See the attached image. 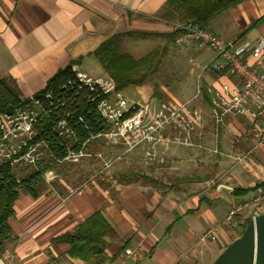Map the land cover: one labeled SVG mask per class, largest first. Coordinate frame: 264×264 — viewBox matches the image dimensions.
Segmentation results:
<instances>
[{
	"label": "crops",
	"instance_id": "0c3cea01",
	"mask_svg": "<svg viewBox=\"0 0 264 264\" xmlns=\"http://www.w3.org/2000/svg\"><path fill=\"white\" fill-rule=\"evenodd\" d=\"M166 1L0 0V76L12 78L27 97L41 92L46 81L70 63L87 73L109 75L94 50L112 35L126 32L136 35L119 39L125 53L139 59L158 49L162 65L176 48L171 37L176 35V20L164 16ZM207 28L225 42L251 49L264 38V0H243L219 13ZM148 40L153 47L140 49ZM178 49L193 62L186 74L195 92L188 100L194 99L191 106L203 115V126L192 139L208 148L216 146L220 153L173 145L166 150L160 147L152 161L146 159L142 145L125 152L122 144L90 142L88 150L101 152L111 164L103 168L97 156L78 162L63 160L52 166L56 178L51 191L45 182L38 197L20 189L8 218L11 234L0 245V264H92L71 256L69 243L54 239L72 233L96 211L102 212L116 232L115 237L105 239L107 264H123L124 249L139 241L144 252L126 264H212L245 223L264 212V204L250 205L235 225L222 224L229 207L249 198L264 180V147L241 162L228 156L245 154L264 121L261 116L250 120L239 115L216 123L207 88H218L221 83L237 87L238 78L229 70L218 74L197 69L194 64L208 62L213 52L194 40ZM246 61L256 71L264 70V58L260 66L252 57ZM130 87L141 99L136 101L154 99L147 79L125 89ZM171 97L177 100L175 93ZM77 132L80 141L86 137L81 129ZM58 151L65 154L64 149L54 147L53 155L63 157L56 155ZM14 172L24 175L21 170ZM125 172H139L157 182L122 177ZM212 227L217 228L216 238L202 239Z\"/></svg>",
	"mask_w": 264,
	"mask_h": 264
},
{
	"label": "built area",
	"instance_id": "2783aa9c",
	"mask_svg": "<svg viewBox=\"0 0 264 264\" xmlns=\"http://www.w3.org/2000/svg\"><path fill=\"white\" fill-rule=\"evenodd\" d=\"M173 30L176 32L173 38L176 48L194 40L213 52L208 62L194 64L197 69L218 74L229 70L240 82L237 87L221 83L218 88H207L215 122L226 123L228 118L239 115L250 120L261 116L264 121V70L258 72L246 61V57H252L257 66L261 65L264 38H259L248 49L244 44L225 42L209 28L192 22L176 21ZM70 70L72 77L57 89L29 95L25 105L12 112L0 113V165L24 173L35 171L51 191L52 180L56 178L52 166L63 160L78 162L83 157L97 156L103 160V168L111 164L101 152L88 150V144L93 141L106 145L122 144L125 152L142 145L146 159L152 161L160 147L166 150L173 145L197 146L220 153L216 146L208 148L192 139V134L203 126V115L187 101H129L116 88L111 76L87 73L75 64ZM77 129L86 134L81 141ZM54 147L64 149V156L55 157ZM258 147H264V122L256 134L255 143L245 154L228 156L241 162ZM262 204L264 180L249 198L229 207L222 224L235 225L238 216L250 205ZM216 229H208L202 239H215ZM143 252L142 241L128 246L123 252V264L127 259H137Z\"/></svg>",
	"mask_w": 264,
	"mask_h": 264
},
{
	"label": "trees",
	"instance_id": "16d2710c",
	"mask_svg": "<svg viewBox=\"0 0 264 264\" xmlns=\"http://www.w3.org/2000/svg\"><path fill=\"white\" fill-rule=\"evenodd\" d=\"M242 1L167 0L164 7V16L177 22H192L201 27H207L209 22L219 13ZM126 35L136 34L126 32L112 35L94 50L101 66L115 80L116 88L119 90L131 84L140 83L147 75L157 72L161 65V52L158 49L152 50L139 59H133L125 53L119 45V39ZM174 36L175 33L171 35L172 40ZM71 65L72 63L52 75L46 81L44 89L37 94L57 89L60 84L72 77ZM136 75H139V77L135 78ZM27 102L28 99L21 94L12 78L0 76V113L12 112ZM84 135L86 136V134ZM63 154V151L56 152L57 156ZM14 171L8 165H0V245L11 234L8 218L13 214V205L18 191L23 189L33 197H38L45 187L43 180L37 176L35 171H27L23 176L16 174ZM121 176H132V179L157 182L155 179L139 172H125ZM127 179L132 180L131 178ZM247 223L248 221L245 226ZM115 236L116 232L112 225L102 212L96 211L81 222L72 233L62 234L54 240L69 243V253L75 258L92 264H107L105 263L107 260L104 254L105 239L106 237ZM107 259L108 262L112 261V258Z\"/></svg>",
	"mask_w": 264,
	"mask_h": 264
},
{
	"label": "rangeland",
	"instance_id": "374dc122",
	"mask_svg": "<svg viewBox=\"0 0 264 264\" xmlns=\"http://www.w3.org/2000/svg\"><path fill=\"white\" fill-rule=\"evenodd\" d=\"M143 44L145 45L140 49L144 48L143 50H146L153 47L152 40H148ZM177 49L178 48H175V50H171L170 55H166V57L162 61L161 69L158 74L153 75L152 73L145 79H147V81L150 82L152 86V89L154 91L152 98H154L155 100H170L172 99L171 93H175L177 100L182 102L187 101L189 105H192L194 103V99H188L195 92V84L193 83V80H191V78L188 76V74H186V71L193 65V62H189V56L186 55L184 51ZM170 56H172L173 59H170ZM131 88L132 87H130V89H123L126 98L129 101H131L132 99L141 100L140 98L135 97V94L133 92L134 90ZM236 233L238 234L239 230H236Z\"/></svg>",
	"mask_w": 264,
	"mask_h": 264
},
{
	"label": "water",
	"instance_id": "95a60500",
	"mask_svg": "<svg viewBox=\"0 0 264 264\" xmlns=\"http://www.w3.org/2000/svg\"><path fill=\"white\" fill-rule=\"evenodd\" d=\"M212 264H264V212L250 219Z\"/></svg>",
	"mask_w": 264,
	"mask_h": 264
}]
</instances>
